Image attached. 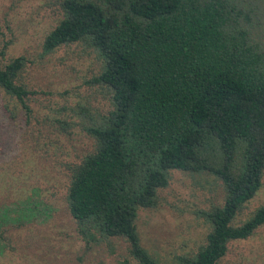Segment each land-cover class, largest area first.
Listing matches in <instances>:
<instances>
[{
	"label": "trees",
	"instance_id": "trees-1",
	"mask_svg": "<svg viewBox=\"0 0 264 264\" xmlns=\"http://www.w3.org/2000/svg\"><path fill=\"white\" fill-rule=\"evenodd\" d=\"M57 4L62 17L42 53L86 43L101 60L88 82L109 99L103 114L75 113L93 144L68 168L65 201L77 233L86 243L121 238L135 264H160L139 244L137 209L155 205L170 170L207 172L220 181L222 202L199 211L209 228L203 242L170 264H219L228 242L264 223V202L233 223L264 169V40L253 34L264 0ZM24 66L21 55L0 63L1 125L30 112ZM54 122L62 131L72 123Z\"/></svg>",
	"mask_w": 264,
	"mask_h": 264
},
{
	"label": "rangeland",
	"instance_id": "rangeland-1",
	"mask_svg": "<svg viewBox=\"0 0 264 264\" xmlns=\"http://www.w3.org/2000/svg\"><path fill=\"white\" fill-rule=\"evenodd\" d=\"M259 16L253 34L264 40ZM61 17L57 0H0V63L23 56L20 81L32 92L28 114L0 121V264H135L121 238L84 242L67 209L68 168L93 147L82 129L85 119L75 113L83 106L103 114L109 99L88 82L101 60L86 43L42 53L45 35ZM56 119L71 127L59 130ZM156 195L153 207L137 209L135 227L139 244L160 264H170L203 242L209 228L199 211L220 205L223 190L210 173L173 169ZM263 202L264 169L260 187L233 223ZM219 264H264V223L245 239L228 242Z\"/></svg>",
	"mask_w": 264,
	"mask_h": 264
}]
</instances>
